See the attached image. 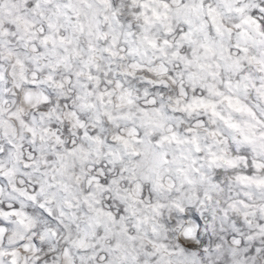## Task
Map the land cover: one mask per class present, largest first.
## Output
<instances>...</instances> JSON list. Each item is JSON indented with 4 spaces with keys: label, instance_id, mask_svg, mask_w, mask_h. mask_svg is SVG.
Instances as JSON below:
<instances>
[{
    "label": "snow or ice",
    "instance_id": "1",
    "mask_svg": "<svg viewBox=\"0 0 264 264\" xmlns=\"http://www.w3.org/2000/svg\"><path fill=\"white\" fill-rule=\"evenodd\" d=\"M0 264H264V0H0Z\"/></svg>",
    "mask_w": 264,
    "mask_h": 264
}]
</instances>
